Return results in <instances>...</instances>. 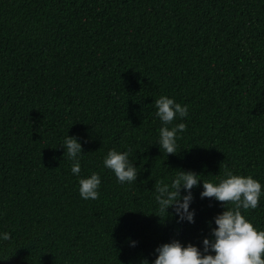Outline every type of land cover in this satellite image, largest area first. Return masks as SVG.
<instances>
[{"label": "trees", "instance_id": "trees-1", "mask_svg": "<svg viewBox=\"0 0 264 264\" xmlns=\"http://www.w3.org/2000/svg\"><path fill=\"white\" fill-rule=\"evenodd\" d=\"M162 95L189 109L169 125H187L176 155L159 147ZM112 149L130 152L136 182L104 166ZM225 168L261 183L241 211L264 230V0H0V264H152L172 240L202 250L221 203L198 184L194 223L178 222L155 186ZM93 172L99 198L82 199Z\"/></svg>", "mask_w": 264, "mask_h": 264}, {"label": "clouds", "instance_id": "clouds-1", "mask_svg": "<svg viewBox=\"0 0 264 264\" xmlns=\"http://www.w3.org/2000/svg\"><path fill=\"white\" fill-rule=\"evenodd\" d=\"M156 115L162 122L159 130V147L165 155H176L179 138L178 133L186 131L185 123H178L172 127V122L179 116H188V106L176 103L174 99L160 96L155 100ZM64 151L73 161L71 171L79 176L81 165L79 157L82 147L77 137H67L64 140ZM130 152L109 150L103 164L111 170L120 183L136 182L139 172L129 159ZM199 174L192 171L179 170L171 183L159 181L155 186V199L159 211L167 218L174 214L178 222L194 223V210H190L193 200L192 189L202 184L200 197L215 199L221 203L224 210L214 217L216 227L212 230L213 239L204 238L203 248L191 243L182 245L178 240L164 243L155 249L156 258L152 264H264V230H259L242 214L241 209L247 211L259 206L262 194L261 183L251 175L233 174L225 168L223 178L218 182L202 181ZM100 175L93 172L88 178L79 180V194L82 199L96 200L99 198ZM182 190L185 194L182 195ZM225 205H232L225 208ZM173 213H169L168 209ZM159 217V216H158ZM166 218V219H167ZM0 239H11L9 233L0 235ZM135 242H133V246ZM214 253V254H212ZM141 264H148L147 260Z\"/></svg>", "mask_w": 264, "mask_h": 264}]
</instances>
